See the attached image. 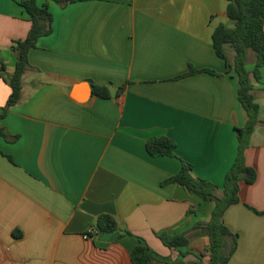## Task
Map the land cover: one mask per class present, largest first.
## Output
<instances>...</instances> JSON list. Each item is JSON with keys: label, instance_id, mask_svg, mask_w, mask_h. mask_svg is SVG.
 I'll return each mask as SVG.
<instances>
[{"label": "crops", "instance_id": "obj_1", "mask_svg": "<svg viewBox=\"0 0 264 264\" xmlns=\"http://www.w3.org/2000/svg\"><path fill=\"white\" fill-rule=\"evenodd\" d=\"M21 1L0 0V115L14 47L31 29ZM67 1L38 0L53 14V32L30 50L19 103L0 116V264H133L138 238L158 264H197L207 236L176 250L158 235L208 222L215 203L163 183L182 159L221 188L237 157L236 128L248 115L238 76L212 43L214 30L229 26L228 2ZM255 66L250 52L247 70ZM191 68L215 74L188 75ZM260 75L252 81L261 123L245 152L257 179L241 183V202L224 215L238 235L229 264H264V67ZM92 82L111 97L91 94ZM162 136L177 143L180 159L148 154L147 141ZM102 214L132 235L87 236Z\"/></svg>", "mask_w": 264, "mask_h": 264}, {"label": "trees", "instance_id": "obj_2", "mask_svg": "<svg viewBox=\"0 0 264 264\" xmlns=\"http://www.w3.org/2000/svg\"><path fill=\"white\" fill-rule=\"evenodd\" d=\"M67 5V0H56ZM227 16L232 27L220 24L212 34V43L217 56L225 60L229 70H233L238 76L239 90L238 99L248 115L245 127L236 128L238 134V154L231 169L225 177L223 186L220 188L212 182L195 176L193 166L177 155V143L165 136L153 137L146 143L148 154L153 157H175L182 162L180 171L163 185L177 184L192 194H196L204 201L214 202L215 207L208 222H197L189 231L184 233H162L159 239L170 249H187L192 239L198 236H207L209 245L206 251L198 255L197 264H229L238 248V235L232 233L225 225L224 215L235 204L241 202V183L253 184L257 179V172L246 162L245 152L250 146L251 137L260 121V106L256 101L252 77L259 80L260 69L264 67V0H227ZM21 6L25 9L31 22V29L24 40H19L14 47L17 55L15 70L9 80L12 93L8 99L4 113L19 103L22 91L23 75L29 68V52L37 46L41 37L49 36L53 32V14L48 5L40 6L38 0H22ZM233 55H230V52ZM252 52L256 58V66L251 74L247 70L249 54ZM6 67L0 65V79ZM200 72L215 74L212 70H195L191 68L188 75ZM93 95L110 98L109 86L91 83ZM126 86L118 90L121 95ZM3 134L2 131H0ZM4 135V134H3ZM191 209L189 213H193ZM116 233L118 238L132 235L130 232L121 230L116 218L110 214H102L97 218L92 231L87 236ZM189 251L180 252L186 257ZM208 258V261L205 259ZM133 264H158L157 253L142 239L138 238V244L131 252Z\"/></svg>", "mask_w": 264, "mask_h": 264}, {"label": "rangeland", "instance_id": "obj_3", "mask_svg": "<svg viewBox=\"0 0 264 264\" xmlns=\"http://www.w3.org/2000/svg\"><path fill=\"white\" fill-rule=\"evenodd\" d=\"M227 23L229 24L230 27L233 26L232 23H231V21L229 19L227 20Z\"/></svg>", "mask_w": 264, "mask_h": 264}, {"label": "water", "instance_id": "obj_4", "mask_svg": "<svg viewBox=\"0 0 264 264\" xmlns=\"http://www.w3.org/2000/svg\"><path fill=\"white\" fill-rule=\"evenodd\" d=\"M91 89V88H90ZM91 94H92V92H91Z\"/></svg>", "mask_w": 264, "mask_h": 264}, {"label": "built area", "instance_id": "obj_5", "mask_svg": "<svg viewBox=\"0 0 264 264\" xmlns=\"http://www.w3.org/2000/svg\"><path fill=\"white\" fill-rule=\"evenodd\" d=\"M92 231V230H91Z\"/></svg>", "mask_w": 264, "mask_h": 264}]
</instances>
